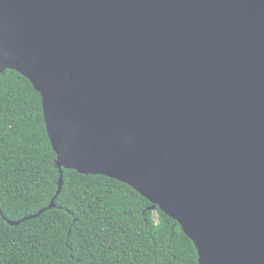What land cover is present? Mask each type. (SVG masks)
<instances>
[{"label":"water","instance_id":"1","mask_svg":"<svg viewBox=\"0 0 264 264\" xmlns=\"http://www.w3.org/2000/svg\"><path fill=\"white\" fill-rule=\"evenodd\" d=\"M60 169L128 184L199 264H264V0H0V73ZM1 213V211H0Z\"/></svg>","mask_w":264,"mask_h":264},{"label":"trees","instance_id":"2","mask_svg":"<svg viewBox=\"0 0 264 264\" xmlns=\"http://www.w3.org/2000/svg\"><path fill=\"white\" fill-rule=\"evenodd\" d=\"M60 169L41 94L0 73V264H199L179 223L126 183Z\"/></svg>","mask_w":264,"mask_h":264}]
</instances>
